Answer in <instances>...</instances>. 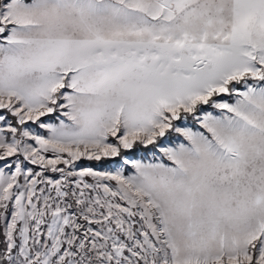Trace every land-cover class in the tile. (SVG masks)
I'll use <instances>...</instances> for the list:
<instances>
[{"label": "snow or ice", "instance_id": "6c2138e0", "mask_svg": "<svg viewBox=\"0 0 264 264\" xmlns=\"http://www.w3.org/2000/svg\"><path fill=\"white\" fill-rule=\"evenodd\" d=\"M0 264H264V0H0Z\"/></svg>", "mask_w": 264, "mask_h": 264}]
</instances>
